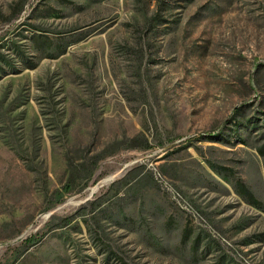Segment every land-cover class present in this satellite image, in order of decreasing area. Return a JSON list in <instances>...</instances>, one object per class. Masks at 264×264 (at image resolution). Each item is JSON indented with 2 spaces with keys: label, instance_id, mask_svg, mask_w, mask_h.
<instances>
[{
  "label": "rangeland",
  "instance_id": "1",
  "mask_svg": "<svg viewBox=\"0 0 264 264\" xmlns=\"http://www.w3.org/2000/svg\"><path fill=\"white\" fill-rule=\"evenodd\" d=\"M0 264H264V0H0Z\"/></svg>",
  "mask_w": 264,
  "mask_h": 264
},
{
  "label": "trees",
  "instance_id": "2",
  "mask_svg": "<svg viewBox=\"0 0 264 264\" xmlns=\"http://www.w3.org/2000/svg\"><path fill=\"white\" fill-rule=\"evenodd\" d=\"M236 185H237V187L239 188V191H240L242 194L248 195V194H246L247 192H246L244 186H242L240 183H237ZM248 197H250V196L248 195Z\"/></svg>",
  "mask_w": 264,
  "mask_h": 264
}]
</instances>
